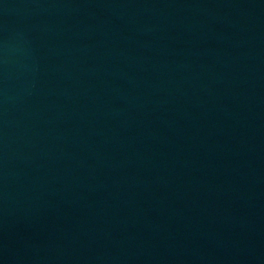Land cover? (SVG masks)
Here are the masks:
<instances>
[{"label": "water", "instance_id": "water-1", "mask_svg": "<svg viewBox=\"0 0 264 264\" xmlns=\"http://www.w3.org/2000/svg\"><path fill=\"white\" fill-rule=\"evenodd\" d=\"M0 264H264V0H0Z\"/></svg>", "mask_w": 264, "mask_h": 264}]
</instances>
